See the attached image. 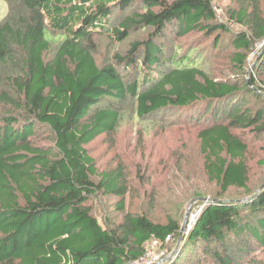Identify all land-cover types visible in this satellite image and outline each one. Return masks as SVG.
I'll return each instance as SVG.
<instances>
[{
	"label": "trees",
	"instance_id": "16d2710c",
	"mask_svg": "<svg viewBox=\"0 0 264 264\" xmlns=\"http://www.w3.org/2000/svg\"><path fill=\"white\" fill-rule=\"evenodd\" d=\"M6 1L0 19V264H130L152 238L172 235L175 243L181 221L127 211V169L101 170L88 148L116 132L124 111L113 100L128 97L141 118L175 110L171 124L197 130L204 171L218 187L211 199H222L205 204L179 260L261 264L264 182L244 202L225 197L253 193L250 146L236 129L264 132V48L254 59L260 82L248 74L250 56L264 41V0H239L229 8L238 31L217 19L214 0ZM168 27L178 35L213 36V50L202 49L203 40L168 53ZM101 28L112 43L145 33L126 53L100 63L94 34ZM223 54L226 69L234 71L230 77L214 68ZM98 194L119 198L120 219L99 221L89 203Z\"/></svg>",
	"mask_w": 264,
	"mask_h": 264
},
{
	"label": "rangeland",
	"instance_id": "374dc122",
	"mask_svg": "<svg viewBox=\"0 0 264 264\" xmlns=\"http://www.w3.org/2000/svg\"><path fill=\"white\" fill-rule=\"evenodd\" d=\"M213 4L219 21L226 22L233 30L241 29L238 23L231 20L228 13L229 8L238 6L239 0H214ZM7 11L8 2L0 0V19ZM130 11L131 9H128L124 14ZM104 30L101 28L94 34V39L100 47L97 52L100 63L117 51L126 53L131 41L141 38L145 33L134 32L128 39L112 43L110 36ZM165 34L166 38L162 41L168 53H172L175 48L188 51L197 43L201 44L203 40L205 42L200 47L213 50L211 47L213 36H208L205 32L178 35L174 27H168ZM256 47H258L257 52L254 56H250L248 74H253L258 83L260 76L254 70V59L264 48V41L259 42ZM214 68L216 71L222 70L220 74H224L225 77H230L234 72L231 67L226 69L225 54L217 58ZM113 101L116 104L120 103V108L124 111L123 119L116 132L103 134L88 144L90 153L96 158L101 170L112 169L118 165H123L127 169L129 176V191L125 197L127 211L143 210L163 222L167 221L168 214H171L177 217L182 225L187 210L190 212L195 205L205 202L196 199L199 197L197 193H202V197L214 198L212 195L218 191L216 183L211 181L204 171V157L197 130L171 124L170 121L176 118L175 112H172L175 110L169 111L166 116L165 113H161L156 117L141 118L134 111L135 103L132 98L128 97L120 102ZM254 101L256 99L251 97V102ZM195 113L200 112L196 110ZM236 132L242 135L250 146L248 162L251 166L250 184L254 193L260 188L262 181L264 182V163L261 162L264 160V132L258 135L250 128H237ZM257 184L259 185L256 187ZM232 192L242 193L238 189H233ZM249 195L241 194L239 197L235 196L237 198L226 195L225 200L242 199ZM118 199L116 196L101 194L91 197L89 203L92 204L94 214L103 225L107 217L120 219L121 213L117 212L116 208ZM190 202L192 205L188 207ZM186 239L179 245L173 263L183 254ZM179 262L183 264L180 260ZM261 264H264V252Z\"/></svg>",
	"mask_w": 264,
	"mask_h": 264
},
{
	"label": "built area",
	"instance_id": "2783aa9c",
	"mask_svg": "<svg viewBox=\"0 0 264 264\" xmlns=\"http://www.w3.org/2000/svg\"><path fill=\"white\" fill-rule=\"evenodd\" d=\"M206 203L207 201L198 203L186 214L175 243H173L172 235L167 236L165 241L152 238L146 242L144 253L132 260L130 264H171L179 245L188 237L191 228H193Z\"/></svg>",
	"mask_w": 264,
	"mask_h": 264
},
{
	"label": "water",
	"instance_id": "95a60500",
	"mask_svg": "<svg viewBox=\"0 0 264 264\" xmlns=\"http://www.w3.org/2000/svg\"><path fill=\"white\" fill-rule=\"evenodd\" d=\"M261 189H262V187H260L256 192H254L252 195H249L248 197H246V198H240V199H234V201H237V202H244V201H246V200H249L250 198H253V197H255L260 191H261ZM197 200L199 199V200H203V201H221L222 199H211V198H207V197H198V198H196ZM195 200V199H194ZM193 201V200H192ZM192 204H191V202H190V204H189V206L188 207H190ZM187 212H188V210H187ZM187 212H186V214H187ZM183 228V227H182Z\"/></svg>",
	"mask_w": 264,
	"mask_h": 264
}]
</instances>
